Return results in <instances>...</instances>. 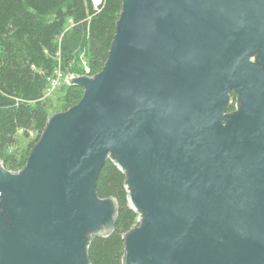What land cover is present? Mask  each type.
<instances>
[{
    "label": "water",
    "instance_id": "1",
    "mask_svg": "<svg viewBox=\"0 0 264 264\" xmlns=\"http://www.w3.org/2000/svg\"><path fill=\"white\" fill-rule=\"evenodd\" d=\"M66 73L81 99L22 168L0 157V264H90L109 159L138 212L124 264H264V0H123L102 70Z\"/></svg>",
    "mask_w": 264,
    "mask_h": 264
},
{
    "label": "trees",
    "instance_id": "2",
    "mask_svg": "<svg viewBox=\"0 0 264 264\" xmlns=\"http://www.w3.org/2000/svg\"><path fill=\"white\" fill-rule=\"evenodd\" d=\"M122 7L123 0L98 7L93 0H0V157L7 168H22L49 116L83 96L82 87L64 83L55 97H44L55 68L82 74L85 59L90 75L102 70ZM31 135L22 147L21 138ZM126 183V173L109 159L96 191L116 200L117 220L109 235L102 229L91 235L90 264H124V236L138 219Z\"/></svg>",
    "mask_w": 264,
    "mask_h": 264
},
{
    "label": "built area",
    "instance_id": "3",
    "mask_svg": "<svg viewBox=\"0 0 264 264\" xmlns=\"http://www.w3.org/2000/svg\"><path fill=\"white\" fill-rule=\"evenodd\" d=\"M101 3H102V0H93V4L96 7H98ZM85 71H87L85 74L90 75V69L87 66V63L85 65ZM66 76H67V73L66 71H64V69L61 66H58L57 68H55L53 74L48 77L49 85H48V88L46 89L44 97L46 98L49 97L54 89L60 87L64 83H67Z\"/></svg>",
    "mask_w": 264,
    "mask_h": 264
},
{
    "label": "flooded vegetation",
    "instance_id": "4",
    "mask_svg": "<svg viewBox=\"0 0 264 264\" xmlns=\"http://www.w3.org/2000/svg\"><path fill=\"white\" fill-rule=\"evenodd\" d=\"M255 54L257 55V52ZM228 93L232 103L227 108L226 113H232L237 110V103L239 102V93L235 89L229 90Z\"/></svg>",
    "mask_w": 264,
    "mask_h": 264
},
{
    "label": "rangeland",
    "instance_id": "5",
    "mask_svg": "<svg viewBox=\"0 0 264 264\" xmlns=\"http://www.w3.org/2000/svg\"><path fill=\"white\" fill-rule=\"evenodd\" d=\"M82 65L84 66V69H85V65H86V61H85V59H83L82 61ZM87 71H84L82 74H85ZM75 73V72H74ZM77 73V72H76ZM77 74H79V73H77ZM59 88L60 87H58V88H56V89H54L53 90V92L51 93V95L49 96L50 98H52V97H55L56 96V93H58V91H59ZM54 109H56V107L55 108H53V110ZM21 135V134H20ZM19 135V136H20ZM32 138H34V135H31V137H29V138H26V137H23V138H21V145H22V147H24L25 145H26V143H27V141L28 140H30V139H32Z\"/></svg>",
    "mask_w": 264,
    "mask_h": 264
}]
</instances>
